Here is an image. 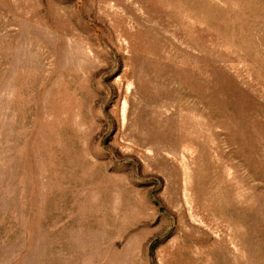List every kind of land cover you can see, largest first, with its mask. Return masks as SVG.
Wrapping results in <instances>:
<instances>
[{
    "label": "rangeland",
    "instance_id": "1",
    "mask_svg": "<svg viewBox=\"0 0 264 264\" xmlns=\"http://www.w3.org/2000/svg\"><path fill=\"white\" fill-rule=\"evenodd\" d=\"M0 264H264V0H0Z\"/></svg>",
    "mask_w": 264,
    "mask_h": 264
}]
</instances>
